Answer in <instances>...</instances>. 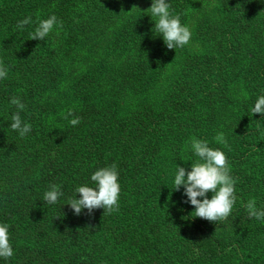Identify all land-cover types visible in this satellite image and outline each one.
Here are the masks:
<instances>
[{"label": "trees", "instance_id": "trees-1", "mask_svg": "<svg viewBox=\"0 0 264 264\" xmlns=\"http://www.w3.org/2000/svg\"><path fill=\"white\" fill-rule=\"evenodd\" d=\"M122 1L0 0V66L7 69V78L0 79V224L9 225L14 252L8 260L0 258V264H264V223L249 218L244 207L254 199L257 209H264V161L255 173L244 168L250 159L264 156V115L251 113L264 95V0H216L209 7L236 13L228 25L206 28L210 0H166L191 37L212 44L206 53L189 58L156 102L141 91L165 68L173 49L147 14L152 0L116 37L117 45L133 54L112 78L102 81L100 70L76 56L81 39L115 19ZM249 5L256 6L258 16L251 17L255 9ZM197 12L201 19L189 21ZM51 15L62 27L43 41L31 39L37 22ZM27 17L33 22L18 30L17 22ZM252 23L257 29L250 28ZM217 52L222 65L216 63ZM227 54L236 63L235 77L245 78L251 65L256 80L251 75L249 83H241L240 98L252 94L253 103L233 135L231 153L223 151L236 180L237 200L229 218L216 224L193 218L194 206L185 195L172 204L170 176L176 166L191 170L198 159L190 139L203 138L208 109L216 103L226 108L239 97L230 89L232 59ZM103 72L108 76L112 71ZM120 93L132 97L133 109L115 117L108 107L123 104ZM13 96L25 105L20 117L32 129L23 138L10 127L17 111L10 104ZM69 110L81 118L79 125L63 118ZM234 119L224 116L220 126L229 129ZM113 163L119 173V211L105 215L94 209L89 215L82 209L74 215L66 203L79 199L75 189L95 187L91 175ZM52 184L63 195L49 205L43 194Z\"/></svg>", "mask_w": 264, "mask_h": 264}, {"label": "clouds", "instance_id": "clouds-1", "mask_svg": "<svg viewBox=\"0 0 264 264\" xmlns=\"http://www.w3.org/2000/svg\"><path fill=\"white\" fill-rule=\"evenodd\" d=\"M170 4L166 0H152L151 6L147 9L150 16L155 18L154 28L158 35L162 36L163 42L168 49L184 48L189 44L191 31L187 25H182L179 15H172L169 11ZM31 17L20 20L16 24L18 30L31 24ZM62 27L55 15L37 22L35 30L30 33L31 39L43 41L54 29ZM7 78V69L0 66V79ZM10 104L17 109L11 116L10 127L17 132L21 138L31 132V125L22 121L20 111L25 105L19 97L10 98ZM252 114L264 115V95L257 98ZM71 117V119H69ZM63 118L69 121L71 126L81 123V118L74 116L69 110L63 114ZM217 144L231 150L223 132H219L213 138ZM186 147H189L186 144ZM190 150L198 159L191 163V170L186 171L184 167L176 166L173 190L179 191L183 187V194L187 197L186 203L194 206L193 218H201L210 223H219L227 220L232 213L236 203L235 178L230 174V166L227 156L220 149L209 147L208 141L193 136L190 139ZM117 165L96 170L90 177L95 187L87 185L75 189L79 193V199L75 196L66 203L70 206L74 215L79 216L82 209H87L91 215L94 209H103V214L110 215L119 211L120 184ZM212 193L209 199L207 194ZM63 195L60 186L50 185L49 190L43 194V200L49 205H54ZM202 198V199H198ZM244 207L247 209L248 217L264 223V209H257L254 199H250ZM13 248L9 240V225L0 224V258L8 260L13 256Z\"/></svg>", "mask_w": 264, "mask_h": 264}, {"label": "rangeland", "instance_id": "rangeland-1", "mask_svg": "<svg viewBox=\"0 0 264 264\" xmlns=\"http://www.w3.org/2000/svg\"><path fill=\"white\" fill-rule=\"evenodd\" d=\"M123 4L121 6V9L117 12L116 18L109 20L105 22L102 26L96 28L91 33L86 35L83 39H81L80 43L77 46V53L76 56L78 59L84 61V64L90 65L91 68L100 70L102 73L103 79L102 81H105L107 78H112L113 74L116 69L123 68L129 61L132 59V51L126 50L123 46V44L117 45V43H121L120 40H116V37L118 34L122 31L124 32L123 28L126 27V22L129 21L134 17L135 14L138 13L140 8L146 7L147 0H124L122 1ZM216 0H210L208 2L207 7V19L203 21V27H210L213 24H216L217 27H223L224 25H228V22L233 20V16L231 14L236 13L237 9H232L233 12H230V14L226 15V9L223 11L221 9H218V7H209L211 4L215 3ZM251 9H255L253 11V14L251 17H256L259 15L258 12H256V6L255 5H249L248 6ZM147 14L150 15V13L147 11ZM200 12H197L194 16H191L189 18V21H193L195 18L201 19ZM224 21V22H223ZM253 22H255L253 20ZM250 28H255L256 24H251ZM205 36V35H203ZM201 42L199 38L197 37H191L190 42L188 45H186L184 48H177L173 49L172 52L170 51L167 55L169 56L165 61V68L159 72H157L156 76L154 78H151V85L148 88H145L143 91H141V94L144 97H147V100H150L151 102H156L166 91V89L169 87L171 81L180 74L179 69H184L187 61L190 57L198 56L201 53H206L210 50L208 47V44L211 46L212 41L209 39V42H206V40ZM97 54V55H96ZM96 55V56H95ZM230 59H232L230 62L232 64L231 66V80H230V89L232 92H235L239 97L232 98L231 102H229V106L226 108H219L217 106V103L214 106H211L208 111L211 112V116L208 118L210 120L206 123L205 127L203 129H200L201 132H203V138L201 135H199L198 139L206 140L208 141L209 147H214L217 145V149H221L222 151H229V148L224 147L222 144H217L214 141V137L219 132H225L224 135L230 149H232L233 144V135L238 132V130H241V123L243 121V114L245 113V110L248 109V105L253 103L254 96L249 97V99L243 100L240 98V90L244 86L241 83H249L251 80L248 78V76L252 75L253 82L256 80V77H253L252 66L249 65L247 72L245 74V78H243L241 75L235 77V73H237V70L234 68V65L236 63L233 62V57L230 54H227ZM217 64H224V62L221 60V55L219 52L216 54ZM209 59L212 60V57H209ZM205 60H201L199 64L201 63V68L203 69L202 64H207V62H204ZM215 63V64H216ZM234 64V65H233ZM228 67V66H226ZM229 68V67H228ZM112 71L108 76L103 71ZM117 97L123 104L120 105V107H116V105H111L108 107V111L110 115H115V117L124 116L128 112H131L133 109L132 107V97L127 96V94H118ZM154 100V101H152ZM245 103H242L243 101ZM219 105V103H218ZM217 106V108H216ZM205 110V107H203V111ZM175 109H171V112H177ZM180 112V111H179ZM224 116L229 117H235L233 124L231 123V126L229 125V129H224V127L220 126V123L222 121V118ZM236 125V126H235ZM235 126V127H234ZM233 128V129H231ZM82 141V139H81ZM67 142V141H65ZM65 142H56L57 144L64 143ZM55 143V144H56ZM54 144V145H55ZM68 144V143H67ZM64 148V147H63ZM62 148V149H63ZM231 153V150L229 151ZM226 153V152H225ZM56 157H60L59 153H56ZM264 156L250 159L244 166L245 170L250 169L249 173H255V171L263 166ZM190 171V170H188ZM170 176V175H169ZM172 178V181L174 182L175 175L170 176ZM164 182V181H162ZM175 191V195H173V198L175 199V203L173 202V205H176L184 196L183 194V187L179 191ZM209 195H212L210 193ZM171 207V206H170ZM160 212V210H156L152 212L153 214Z\"/></svg>", "mask_w": 264, "mask_h": 264}]
</instances>
